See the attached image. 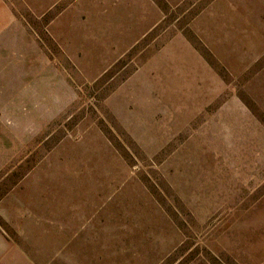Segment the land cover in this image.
Masks as SVG:
<instances>
[{"label": "rangeland", "instance_id": "1", "mask_svg": "<svg viewBox=\"0 0 264 264\" xmlns=\"http://www.w3.org/2000/svg\"><path fill=\"white\" fill-rule=\"evenodd\" d=\"M0 264H264V0H0Z\"/></svg>", "mask_w": 264, "mask_h": 264}, {"label": "crops", "instance_id": "2", "mask_svg": "<svg viewBox=\"0 0 264 264\" xmlns=\"http://www.w3.org/2000/svg\"><path fill=\"white\" fill-rule=\"evenodd\" d=\"M9 79H10V78H8V80H9ZM11 82L14 83V79H12ZM11 101L14 102V104H11V106H17V105L15 104V102H16V97H12Z\"/></svg>", "mask_w": 264, "mask_h": 264}]
</instances>
